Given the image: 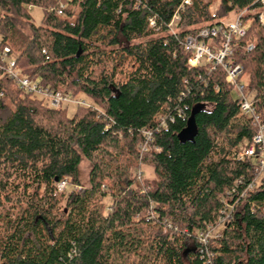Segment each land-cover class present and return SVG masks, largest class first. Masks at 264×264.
Returning a JSON list of instances; mask_svg holds the SVG:
<instances>
[{
	"label": "trees",
	"instance_id": "obj_1",
	"mask_svg": "<svg viewBox=\"0 0 264 264\" xmlns=\"http://www.w3.org/2000/svg\"><path fill=\"white\" fill-rule=\"evenodd\" d=\"M181 1L0 0V51L21 75L92 105L71 117L67 107L52 109L0 64V264H206L194 234L216 221L225 188L252 179L253 160L232 153L250 144L255 127L238 116L223 70L189 67L183 42L246 10V34L233 39L227 61L242 67L239 81L264 123L263 6L194 0L172 35ZM31 7L43 12L39 25ZM156 128L160 152L139 160L141 132ZM140 167L144 194L131 188ZM63 180L69 190L58 192ZM209 249L214 264H264V179Z\"/></svg>",
	"mask_w": 264,
	"mask_h": 264
},
{
	"label": "built area",
	"instance_id": "obj_2",
	"mask_svg": "<svg viewBox=\"0 0 264 264\" xmlns=\"http://www.w3.org/2000/svg\"><path fill=\"white\" fill-rule=\"evenodd\" d=\"M194 0H182L180 5L174 11L170 22L167 25V31L170 34H175L177 25L180 21V13L185 6L190 5ZM263 6L259 14V22L264 25V0H260ZM30 9V8H28ZM59 14L60 11H57ZM247 11L242 10L235 14V20L230 23H225L223 19L215 20L214 25H204L192 35L185 38L183 48L189 54L187 65L191 68H197L201 65H210L212 69L220 67L225 73V81L233 88L239 108V117L247 118L255 127V134L249 145L241 146L237 151H233L232 157L242 161L244 159H252L254 166L252 170V179L248 182L245 178L236 179L231 187L223 190L221 195L222 209L216 221L213 224L206 226L194 234V238L199 245L200 253L206 259V264H214V255L210 252V243L217 238H220L223 233L224 226L233 219L235 206L238 201L243 199L248 192L253 191L262 179H264V123L256 113L252 104L251 97L244 92V86L239 81L242 75V67L239 65H231L227 61L232 55L233 39L242 38L246 34L244 24V16ZM214 17V15H212ZM148 26L154 28L153 19H149ZM252 45H248L247 50H250ZM9 50L4 48L0 51V64L4 70L5 76L12 80L23 92L41 99L48 107L58 109L60 107L75 106L90 108L92 105L84 99L73 98L62 91H54L48 88H41L37 83L27 77L21 75L20 70L16 67L15 61L8 56ZM171 121H173L171 119ZM165 121L160 118L159 127H165ZM158 128L143 130L141 135L143 141L139 145L141 156L149 151L160 152V149L153 145L154 134ZM144 170L140 167L135 173V182L132 185V190L141 194L145 193L142 183ZM67 187V180L60 181L56 184L58 192H62ZM241 188V189H240ZM152 218V214L150 213ZM166 230H171L170 223H166ZM171 234L169 239H171Z\"/></svg>",
	"mask_w": 264,
	"mask_h": 264
},
{
	"label": "rangeland",
	"instance_id": "obj_3",
	"mask_svg": "<svg viewBox=\"0 0 264 264\" xmlns=\"http://www.w3.org/2000/svg\"><path fill=\"white\" fill-rule=\"evenodd\" d=\"M216 8H217V3H215L210 9L212 15L215 14ZM30 14H31V17H32L34 24L39 25L41 22L42 14H43L42 10L40 8H37V7H31L30 8ZM235 17H236L235 13H230L223 20L225 23H230V22H233L235 20ZM243 83H246V77L243 78ZM77 98L83 99L80 96H78ZM84 99H86V98H84ZM86 100H88V99H86ZM66 107H67V114H68V116L71 117L75 112V106L70 105V106H66ZM192 134H193V126H192V122H189L188 129L184 132L183 137L186 139H189ZM89 169H90L89 164L83 160L80 164V167H79V176L81 179V184L83 186H88ZM143 170L147 171V169H145V167ZM146 175H149L148 172L146 173ZM67 190H69V187H66L65 191H67Z\"/></svg>",
	"mask_w": 264,
	"mask_h": 264
}]
</instances>
